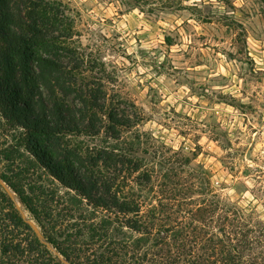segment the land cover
I'll use <instances>...</instances> for the list:
<instances>
[{
	"label": "trees",
	"instance_id": "16d2710c",
	"mask_svg": "<svg viewBox=\"0 0 264 264\" xmlns=\"http://www.w3.org/2000/svg\"><path fill=\"white\" fill-rule=\"evenodd\" d=\"M74 28L58 0H0L4 117L24 128L41 167L73 193L48 197L44 186L29 184L27 192L6 180L45 239L21 219L33 235L17 242L10 230L6 253L34 264L61 257L70 264H264L260 218L213 191L204 172L198 190L173 171L159 177L132 155L142 136L123 135L144 116L135 104L112 103L89 75L72 46ZM102 133L116 144L77 142Z\"/></svg>",
	"mask_w": 264,
	"mask_h": 264
},
{
	"label": "rangeland",
	"instance_id": "374dc122",
	"mask_svg": "<svg viewBox=\"0 0 264 264\" xmlns=\"http://www.w3.org/2000/svg\"><path fill=\"white\" fill-rule=\"evenodd\" d=\"M58 1L74 18L72 46L89 75L112 103L135 104L144 116L123 135L142 136L132 155L198 190L204 172L213 191L264 222V0ZM3 112L0 103V179L13 196L0 184V264H34L5 251L10 230L17 242L33 235L21 219L42 233L6 180L27 192L31 184L46 195L73 193L41 167L24 128ZM81 141L116 144L106 133Z\"/></svg>",
	"mask_w": 264,
	"mask_h": 264
},
{
	"label": "water",
	"instance_id": "95a60500",
	"mask_svg": "<svg viewBox=\"0 0 264 264\" xmlns=\"http://www.w3.org/2000/svg\"><path fill=\"white\" fill-rule=\"evenodd\" d=\"M0 184L2 185L3 188H5V190L9 193V195L12 194V192L10 191V189L7 187V185H6L1 179H0ZM11 196H13V195H11ZM18 208H19V207H18ZM21 212H22L23 217H24V218H27L26 214H25L23 211H21ZM27 223H28L31 227H33V230L36 232V234L39 236V238L44 239V237H43V235H42L40 229L38 228V226H37L35 223H33V221H31V220H27Z\"/></svg>",
	"mask_w": 264,
	"mask_h": 264
}]
</instances>
